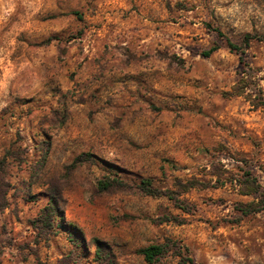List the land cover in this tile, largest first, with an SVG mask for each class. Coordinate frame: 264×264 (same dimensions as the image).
Masks as SVG:
<instances>
[{
  "label": "rangeland",
  "instance_id": "rangeland-1",
  "mask_svg": "<svg viewBox=\"0 0 264 264\" xmlns=\"http://www.w3.org/2000/svg\"><path fill=\"white\" fill-rule=\"evenodd\" d=\"M0 162V264H264V0H0Z\"/></svg>",
  "mask_w": 264,
  "mask_h": 264
},
{
  "label": "trees",
  "instance_id": "trees-1",
  "mask_svg": "<svg viewBox=\"0 0 264 264\" xmlns=\"http://www.w3.org/2000/svg\"><path fill=\"white\" fill-rule=\"evenodd\" d=\"M217 31L220 35H223V33L219 29H217ZM247 42H248V40H247ZM229 45L233 48L238 47V45H236L235 43H232V42H229ZM217 48H218L217 45L212 46L210 49L204 51V54L206 56H209ZM76 161L82 162L83 160L80 159V157H79L76 159ZM1 164H2V162H0V174L3 172V169H1ZM255 182L256 181H253L251 189L249 191H247L245 194H259L257 197L258 199L253 200L249 203H246L241 208V212L244 215L264 210V193L260 191V185H258ZM5 186H7V184H5V182L0 178V210L7 206V189ZM111 187H112V184H110L106 181L101 180L99 182V188L101 190H107ZM143 189L145 191L149 192L150 194H153V195L158 194V190L152 187L150 180L144 181ZM50 208L52 210H54L53 209L54 207L49 206L48 209H50ZM140 252L143 254V256L147 262H149L150 264H155L156 258L164 253V246L162 244H159V243H153L151 245H148L146 247L141 248Z\"/></svg>",
  "mask_w": 264,
  "mask_h": 264
}]
</instances>
